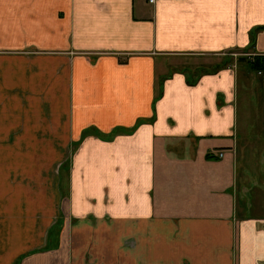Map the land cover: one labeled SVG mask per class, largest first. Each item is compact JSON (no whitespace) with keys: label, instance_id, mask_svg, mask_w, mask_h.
Here are the masks:
<instances>
[{"label":"crops","instance_id":"crops-1","mask_svg":"<svg viewBox=\"0 0 264 264\" xmlns=\"http://www.w3.org/2000/svg\"><path fill=\"white\" fill-rule=\"evenodd\" d=\"M234 52L264 0H0V264H264Z\"/></svg>","mask_w":264,"mask_h":264},{"label":"rangeland","instance_id":"rangeland-1","mask_svg":"<svg viewBox=\"0 0 264 264\" xmlns=\"http://www.w3.org/2000/svg\"><path fill=\"white\" fill-rule=\"evenodd\" d=\"M235 53V52H234ZM248 53H235L233 54L235 58H237V61H240V58L242 61H246L247 63L250 61V58L252 57V54L247 55ZM225 57V56H224ZM222 57V58H224ZM209 58V57H208ZM213 58V57H210ZM197 60V58H196ZM203 64V63H194V65ZM205 64H208L205 62ZM194 67V66H193ZM241 67H245L243 62H241ZM250 68V67H249ZM251 69V68H250ZM252 71V74L254 75V78L252 80V86L251 84L248 86H242L239 88V121H240V127H241V133H240V152L245 153V127L248 132V134L251 135V120L253 119H260V121L264 120V70L263 71ZM261 72V73H260ZM263 72V73H262ZM243 71L240 70V76L242 75ZM252 121V122H253ZM254 135L259 134L257 133V129L253 128ZM256 131V132H255ZM4 146L11 147L10 142L3 143ZM251 145H253V148L249 151L253 153V165L251 168V172L253 173L252 178L258 180V184L263 185L264 184V137H262L261 142H253ZM244 148V150H243ZM243 160V158H242ZM242 164V161L240 162ZM240 175H242V170L240 169Z\"/></svg>","mask_w":264,"mask_h":264},{"label":"trees","instance_id":"trees-1","mask_svg":"<svg viewBox=\"0 0 264 264\" xmlns=\"http://www.w3.org/2000/svg\"><path fill=\"white\" fill-rule=\"evenodd\" d=\"M240 60H241V58H240ZM248 64L252 70H255V71H263L264 70V58L255 57L254 61L253 62L249 61ZM223 66H225V65H221L220 67H223ZM220 67L214 68L213 71L218 70Z\"/></svg>","mask_w":264,"mask_h":264},{"label":"built area","instance_id":"built-area-1","mask_svg":"<svg viewBox=\"0 0 264 264\" xmlns=\"http://www.w3.org/2000/svg\"><path fill=\"white\" fill-rule=\"evenodd\" d=\"M142 1H144L148 5H155L159 0H142ZM220 156H222V154H220Z\"/></svg>","mask_w":264,"mask_h":264},{"label":"flooded vegetation","instance_id":"flooded-vegetation-1","mask_svg":"<svg viewBox=\"0 0 264 264\" xmlns=\"http://www.w3.org/2000/svg\"><path fill=\"white\" fill-rule=\"evenodd\" d=\"M247 55H250V54H247ZM253 61H254V58H252V61L251 62H253ZM220 154H222V153H219V157H222V156H220Z\"/></svg>","mask_w":264,"mask_h":264}]
</instances>
